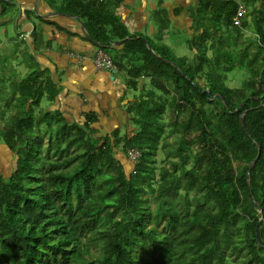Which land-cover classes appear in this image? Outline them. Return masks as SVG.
I'll list each match as a JSON object with an SVG mask.
<instances>
[{"label":"trees","instance_id":"trees-1","mask_svg":"<svg viewBox=\"0 0 264 264\" xmlns=\"http://www.w3.org/2000/svg\"><path fill=\"white\" fill-rule=\"evenodd\" d=\"M190 5L189 61L164 43L169 29L108 30L121 21L96 3L79 14L130 89L149 80L128 132L97 137L93 112L81 124L36 114L56 82H19L30 109L0 111L14 154L10 177L0 174V264H264V0ZM115 40H125L117 52ZM239 66L253 73L231 88Z\"/></svg>","mask_w":264,"mask_h":264},{"label":"crops","instance_id":"crops-1","mask_svg":"<svg viewBox=\"0 0 264 264\" xmlns=\"http://www.w3.org/2000/svg\"><path fill=\"white\" fill-rule=\"evenodd\" d=\"M191 1L0 0V111L10 118L13 110H29L31 100L17 98L20 97L18 84L31 74L39 73V84H47L46 79L51 76L58 92L51 102L47 88L42 89L45 97L35 102L36 114L41 110L61 111L67 123L81 124L93 112L99 120L94 123L97 137L108 136L116 128H123L124 133L132 130L135 128L133 114L127 113V109L142 87L149 86V80L141 77V87L134 91L128 87L127 70L118 68L114 73L97 68L93 58L100 46L90 39L84 27L85 20L79 14L88 17L94 11L88 6L96 3L121 21L114 24L112 20L113 26L108 30L154 39L159 28L169 29L164 43L175 51L179 44L189 48ZM77 3L87 8L80 9ZM120 41L123 44L125 40L114 41V52L121 48ZM195 53L191 50V58ZM124 63L130 68L127 60ZM240 68L228 74L229 87L241 88L249 80V69ZM2 122L0 118V124ZM1 139L0 136V174L8 179L14 170L8 159L14 163V154ZM6 164L11 166V171H7Z\"/></svg>","mask_w":264,"mask_h":264},{"label":"built area","instance_id":"built-area-1","mask_svg":"<svg viewBox=\"0 0 264 264\" xmlns=\"http://www.w3.org/2000/svg\"><path fill=\"white\" fill-rule=\"evenodd\" d=\"M243 14H244V8L241 7L239 14H238L237 23H239V20L241 22V17L243 16ZM93 61H94L95 66L99 69L107 70V71L114 72V73L118 71L116 64L113 62L110 56L101 47H98L96 49ZM130 153H132V151Z\"/></svg>","mask_w":264,"mask_h":264},{"label":"rangeland","instance_id":"rangeland-1","mask_svg":"<svg viewBox=\"0 0 264 264\" xmlns=\"http://www.w3.org/2000/svg\"><path fill=\"white\" fill-rule=\"evenodd\" d=\"M170 50H171V52H172L173 54H175V56H177V57H184L185 60H187V61H189V60L191 59V56H190V54H191V49L188 48V47H185V46L179 44L178 46H176L175 51H174V49H173L172 47H170ZM185 51H186V52H185ZM185 56H187V57H185ZM249 72H250V76H251V71L249 70ZM234 85H235V84H234ZM239 86H240V84H239ZM46 104H47V103L44 102V106H46ZM161 157H162V151H159V152H158V155H157V158L160 159ZM8 161H9L11 164H13V161H12L11 159H10V160L8 159ZM77 166H78V163H77L74 167L69 168V170L71 169L70 172H72ZM6 167H7V171H11V166H10L9 164H6ZM13 169H14V166H13Z\"/></svg>","mask_w":264,"mask_h":264},{"label":"bare ground","instance_id":"bare-ground-1","mask_svg":"<svg viewBox=\"0 0 264 264\" xmlns=\"http://www.w3.org/2000/svg\"><path fill=\"white\" fill-rule=\"evenodd\" d=\"M127 129V128H126ZM118 130H120L121 131V133H124V131L123 130H121V129H119V128H116L112 133H110L109 134V136L110 137H115V136H117L118 134Z\"/></svg>","mask_w":264,"mask_h":264},{"label":"water","instance_id":"water-1","mask_svg":"<svg viewBox=\"0 0 264 264\" xmlns=\"http://www.w3.org/2000/svg\"><path fill=\"white\" fill-rule=\"evenodd\" d=\"M121 43H122V41L119 42V44H121ZM238 109L240 110L241 109V106Z\"/></svg>","mask_w":264,"mask_h":264}]
</instances>
